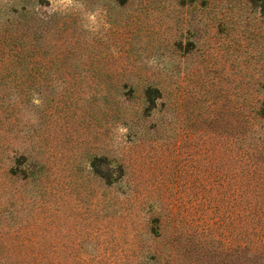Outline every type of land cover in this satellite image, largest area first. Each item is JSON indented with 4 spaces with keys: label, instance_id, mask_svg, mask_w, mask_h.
<instances>
[{
    "label": "rangeland",
    "instance_id": "obj_1",
    "mask_svg": "<svg viewBox=\"0 0 264 264\" xmlns=\"http://www.w3.org/2000/svg\"><path fill=\"white\" fill-rule=\"evenodd\" d=\"M49 3L0 0V264H264V0Z\"/></svg>",
    "mask_w": 264,
    "mask_h": 264
},
{
    "label": "clouds",
    "instance_id": "obj_2",
    "mask_svg": "<svg viewBox=\"0 0 264 264\" xmlns=\"http://www.w3.org/2000/svg\"><path fill=\"white\" fill-rule=\"evenodd\" d=\"M50 6H51V0H50L49 5H48V6H44V7L47 8V7H50ZM147 63L149 64V66H152V65H154V64L156 63V61H155V59H152V60H149ZM161 67H162V66H161ZM120 131H121L122 133H124V134H127L128 129L125 128V127H121V128H120Z\"/></svg>",
    "mask_w": 264,
    "mask_h": 264
}]
</instances>
